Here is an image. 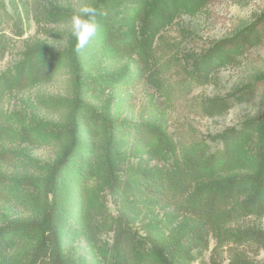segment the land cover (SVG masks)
Returning <instances> with one entry per match:
<instances>
[{
    "label": "trees",
    "instance_id": "obj_1",
    "mask_svg": "<svg viewBox=\"0 0 264 264\" xmlns=\"http://www.w3.org/2000/svg\"><path fill=\"white\" fill-rule=\"evenodd\" d=\"M8 1L23 33L29 0ZM180 1L151 0L133 9L137 35L103 19L105 3L94 6L99 13L96 22L103 19L105 45L120 58L139 51L147 58L151 37L165 26ZM185 1L192 10L202 2ZM263 40L264 11L234 34L214 42L196 59V80L210 82L209 72L216 65L235 63L244 47L258 46ZM8 46V36L0 30V63ZM60 55L53 48L35 46L18 65L16 77L0 69V102L11 89L45 81L61 62ZM74 58L79 61L77 52ZM114 80L78 78L79 99L72 109L71 126L60 131L67 142L48 178L24 175L13 181L0 170V200L21 191L38 211L33 217L0 223V264H82L79 251L69 247L79 228L107 264H259L251 252L264 249V228L245 221L264 216V115L214 135L221 143L218 147L197 141L176 152L157 125H118L104 108L81 100L104 92ZM233 104L230 97H216L208 101L206 113L223 115ZM1 132L10 134L9 129ZM86 137L101 139V148L90 145ZM123 141L151 146L162 162L142 166L130 161ZM16 155V151L0 150V161L10 163ZM95 178L94 197H89L88 186ZM66 181L80 185V225L69 228L64 225L65 207L59 197ZM109 197L117 206L116 213L109 207ZM155 205L168 207L169 215L154 221ZM180 214L179 231L164 236L170 221ZM31 240L35 242L7 257L14 245Z\"/></svg>",
    "mask_w": 264,
    "mask_h": 264
},
{
    "label": "rangeland",
    "instance_id": "obj_2",
    "mask_svg": "<svg viewBox=\"0 0 264 264\" xmlns=\"http://www.w3.org/2000/svg\"><path fill=\"white\" fill-rule=\"evenodd\" d=\"M151 0H29L23 20V33L14 9L8 0H0V30L6 33L9 46L0 63L1 71L12 77L29 49L35 46L53 48L61 53V62L45 81L26 89L9 90L0 102V150L16 151L10 163L0 161V170L13 181L28 175L40 179L49 177L53 165L64 149L67 138L60 132L71 126L72 109L79 99L78 78L88 76L113 77V84L104 92L89 94L82 101L104 108L118 125L149 122L157 125L176 152L201 141L212 148L221 143L213 136L228 126H240L247 119L264 115V40L255 47H244L235 63L222 62L209 72L213 78L201 83L195 78L194 62L216 41L230 36L252 22L264 11V0H202L196 10L182 0L165 26L149 42L147 58L140 51L117 57L104 41L103 19L110 20L129 34H138L131 17L133 9ZM82 2L92 6L105 3L103 19L96 22V36L83 48L74 47L70 17L78 13ZM77 52L79 61L75 60ZM216 97H230L234 104L223 115L209 116L206 105ZM3 129H9L7 136ZM87 142L100 149L102 140ZM130 161L142 166L162 162L152 147L132 146L122 142ZM97 178L88 186V196L94 197ZM80 185L66 181L59 197L65 207L66 228L80 225ZM113 213L117 206L109 197ZM154 221L169 215V208L153 207ZM31 203L19 191L14 197L0 200V223L37 215ZM182 215L169 224L164 236H174L181 228ZM152 218V217H151ZM242 222V221H241ZM264 228V216L245 221ZM35 240L14 245L8 258L22 251ZM215 245L211 240V247ZM70 248L82 257V264H107L102 254L92 249L81 228L70 238ZM208 255V253H207ZM264 264V249L251 252ZM193 264H199L195 262Z\"/></svg>",
    "mask_w": 264,
    "mask_h": 264
},
{
    "label": "clouds",
    "instance_id": "obj_3",
    "mask_svg": "<svg viewBox=\"0 0 264 264\" xmlns=\"http://www.w3.org/2000/svg\"><path fill=\"white\" fill-rule=\"evenodd\" d=\"M99 13L90 3L82 2L78 13L71 15L69 23L71 35L76 41L77 50L85 48L96 36L98 25L96 16Z\"/></svg>",
    "mask_w": 264,
    "mask_h": 264
}]
</instances>
